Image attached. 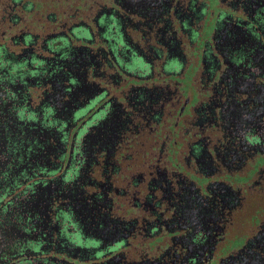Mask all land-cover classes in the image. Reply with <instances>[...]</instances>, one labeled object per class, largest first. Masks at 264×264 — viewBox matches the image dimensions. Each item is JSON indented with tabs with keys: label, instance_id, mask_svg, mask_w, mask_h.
I'll return each instance as SVG.
<instances>
[{
	"label": "flooded vegetation",
	"instance_id": "af4514ba",
	"mask_svg": "<svg viewBox=\"0 0 264 264\" xmlns=\"http://www.w3.org/2000/svg\"><path fill=\"white\" fill-rule=\"evenodd\" d=\"M0 264H264V0H0Z\"/></svg>",
	"mask_w": 264,
	"mask_h": 264
}]
</instances>
